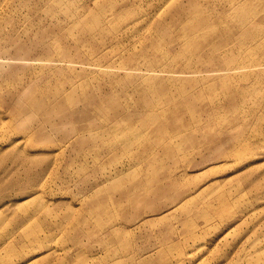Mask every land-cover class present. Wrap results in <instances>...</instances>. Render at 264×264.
Instances as JSON below:
<instances>
[{
	"label": "rangeland",
	"instance_id": "1",
	"mask_svg": "<svg viewBox=\"0 0 264 264\" xmlns=\"http://www.w3.org/2000/svg\"><path fill=\"white\" fill-rule=\"evenodd\" d=\"M0 264H264V0H0Z\"/></svg>",
	"mask_w": 264,
	"mask_h": 264
}]
</instances>
